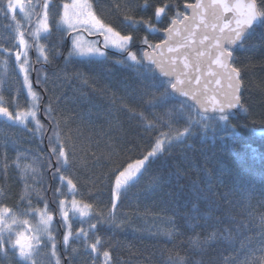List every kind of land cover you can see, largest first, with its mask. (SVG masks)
Listing matches in <instances>:
<instances>
[{"label": "snow or ice", "instance_id": "6c2138e0", "mask_svg": "<svg viewBox=\"0 0 264 264\" xmlns=\"http://www.w3.org/2000/svg\"><path fill=\"white\" fill-rule=\"evenodd\" d=\"M51 2L0 0V12L5 19L10 17L16 33L12 47L0 46V55L14 56V72L18 70L22 76V82L16 81V94L9 98L0 93V118L9 127L19 126L42 139L50 132L47 156H37L33 165H23L21 160L26 157L19 151L15 157L8 155L7 138L0 144V185L4 186L0 196L7 198L12 172L24 185L17 205L9 206L0 200V257L9 264H37L35 254L44 252L48 264H76L84 252L91 264H120L113 252L119 246L116 233L130 224V219L120 213L130 182H138L161 155L190 147L187 142L198 135L223 132L224 136H233L240 127H247L232 122L236 112L251 115V106L244 98V72L249 66L237 61L236 50L245 48L258 26L264 27V0H184L182 5L180 0H113V11L117 17L122 16L119 28L105 17L99 7L102 0H64L62 10L55 15L50 10ZM18 13L30 27L22 26ZM153 34L163 38L154 40ZM53 36L50 44L41 43L42 38L47 41ZM110 49L120 55L116 64L135 69L139 78L152 81L139 91L141 111L127 105L120 108L137 119L149 137L148 148L123 161L114 159L118 145L103 129L95 134L104 139L103 150L89 155L82 143L86 139L89 146L93 144V136L84 135L88 129L83 125L69 127L73 120L60 109L61 97L45 99L49 82L43 74L47 71L45 66L54 69L52 76L56 80L74 79L87 85L90 79L84 72L77 68L69 73L67 66L106 61ZM190 49L194 50V58ZM31 50L36 52L35 61L30 58ZM61 57L64 68L56 63ZM7 63L6 59L5 66ZM37 64L39 68L35 67ZM148 70L152 71L151 77ZM157 73L164 78V84L155 83ZM39 85L43 89L38 90ZM261 91L264 95V89ZM20 92L25 93L23 100ZM173 94L184 100L174 103ZM149 108L160 111L149 112ZM95 147L100 148L99 140ZM37 164L43 170L39 176ZM96 166L106 170L84 175ZM161 179L155 176L153 182ZM85 187L87 191L83 190ZM191 192L193 208L183 218L193 232L181 245L162 250L161 255L167 253L163 264H192L193 252L201 255L196 264H264V211L253 207L250 196L243 198L238 213L229 207L224 216H216L211 209L201 216L198 204L207 197L195 180ZM105 196L107 200L103 199ZM24 201L26 207L21 212L18 209ZM260 204L264 207V201ZM240 216L258 229L254 236L240 239L246 227L238 219ZM225 217L228 223L224 222ZM76 223L80 226L75 227ZM102 227L109 229L111 235L102 234ZM197 227L204 231L195 232ZM156 235L175 239L184 233L176 220L168 217L165 228ZM213 242L233 248L239 243L243 259L237 250L235 255L221 252L218 258L205 260ZM184 243L189 247L181 255Z\"/></svg>", "mask_w": 264, "mask_h": 264}, {"label": "trees", "instance_id": "16d2710c", "mask_svg": "<svg viewBox=\"0 0 264 264\" xmlns=\"http://www.w3.org/2000/svg\"><path fill=\"white\" fill-rule=\"evenodd\" d=\"M193 1L188 0L190 3ZM62 2L64 0H52V11L59 13ZM119 2L122 3L123 0ZM180 3L182 5L184 0H180ZM112 5L113 0H102L99 7L103 10L105 17L111 19L119 28L121 27L119 20L122 16H116ZM17 15L22 26L26 27L23 16ZM139 34L143 35V33ZM15 35V24L10 17L5 19L3 12H0V46L12 47ZM152 38L159 40L162 36L153 34ZM54 39L55 36L47 41L42 38L41 41L50 44ZM119 58V53L109 52V59L103 62L68 65L66 70L69 73L79 68L89 77L90 83L87 85L74 79L56 80L52 76L54 69L51 66H45L47 71L43 74L56 81H53L54 88H48L45 99L48 96L61 97L60 109L73 120L69 127L76 128L77 125H83L88 129L84 135L93 136L92 146L88 145L86 139L82 141L88 154L103 150L104 139L95 135L103 129L118 145L114 159L123 161L128 157H137L140 152L148 148L149 137L139 126V121L132 118L130 113L120 111V108L122 105H127L141 111L139 91L152 81L139 78L140 73L135 69L116 64L114 61ZM236 58L242 65L249 66L244 72V79L247 83L244 98L251 106V115L236 112L232 117V122L247 125V127H240L237 129L238 134L233 136H224L223 132L218 134L209 132L204 137L198 135L187 142L190 147L175 148L171 154L156 158L149 165L143 177L130 185L128 197L120 207V213L130 219V224L123 231L116 233L119 246L113 252L120 264H163L167 253L161 255L162 250L172 249L174 245H181V241L187 240L193 232V227L185 224L183 217L193 208L194 197L191 186L194 180L204 190V195L207 197L201 199L198 204L201 216H204L208 209H211L216 216H224L225 210L229 207L234 213H238L241 211L243 198L247 196L251 197V204L257 211H264V207L260 204L264 201V159L261 158L264 156V95L261 91L264 89V27L258 26L246 42L245 48L236 50ZM6 59L7 66L4 64ZM56 63L61 68L65 67L63 57L59 58ZM36 67L39 68L40 65L37 64ZM14 69L15 57L0 55V93L9 98L16 94V81L22 82V76H19L18 70L14 72ZM147 75L151 77L152 71L148 70ZM155 83L164 84L165 80L156 76ZM39 87L43 89L44 86L39 85ZM160 90L163 91V88ZM19 95L23 100L25 93L20 92ZM171 100L176 104L181 101L175 96H172ZM148 111L159 112L160 109L149 108ZM65 131L67 132V128ZM48 135L50 132L45 133L43 139L39 134L33 136L27 129L19 126L9 127L8 123L0 118V144H3L7 138L10 141L8 155L15 157L19 151L22 156L26 157L21 160L23 165H33L37 156H47ZM221 136L224 138L221 139ZM97 140L100 143L99 149L95 147ZM11 141H14V144ZM2 151L3 149L0 148V152ZM79 154L83 155V153ZM36 167L37 175H42L43 170L39 169L38 164ZM202 169L207 171H202ZM105 170L103 166H96L84 175H92L93 172L99 174ZM47 175L50 176V173ZM155 176L162 178L159 183L153 182ZM45 179L47 180V176ZM3 187L0 185V188ZM8 187L7 198L2 197L1 200L9 206L17 205L20 202L24 185L19 182L15 172L10 173ZM83 190L87 191L88 188L85 187ZM48 196L50 198L51 193ZM103 199L107 200L108 197L105 196ZM26 203V201L20 203L18 210L22 212ZM33 203H36L35 197H33ZM168 217L176 220L184 233L183 236L171 239L156 235L158 230L165 228ZM238 219L246 225L241 232L240 239L245 236H254L258 232V229L250 225L243 216ZM224 222L228 223L227 217L224 218ZM203 223L204 220H201V224ZM203 231L202 227L195 228V232L202 233ZM100 232L105 236L111 235L107 228L102 227ZM188 247V244L184 243L180 254L183 255ZM237 250L240 258L243 259L244 251L239 250V243L233 248L227 243L213 242L207 249V256L204 259L218 258L221 252L225 255H235ZM60 251H63V248L60 247ZM84 256L89 258L87 253L81 252L76 259V264L84 262L86 260L82 259ZM190 259L192 264H196L201 259V255L199 252H193ZM0 264H9V262L0 257ZM12 264H15V261H12Z\"/></svg>", "mask_w": 264, "mask_h": 264}, {"label": "rangeland", "instance_id": "374dc122", "mask_svg": "<svg viewBox=\"0 0 264 264\" xmlns=\"http://www.w3.org/2000/svg\"><path fill=\"white\" fill-rule=\"evenodd\" d=\"M36 2V0H34V3ZM52 9H53V7H51V11H52ZM62 9H60L59 10V12L61 11ZM52 13L55 15V14H57V11H52ZM19 14V13H18ZM24 22H25V24L24 25H27V22L24 20ZM31 26V25H30ZM43 35V34H42ZM41 43H42V41H41ZM110 50H112V51H115L114 49H110ZM30 52H32V53H34V56H33V58L31 57V54H30V58L31 59H36V52L34 51V50H31ZM53 81H55L52 77H50L49 78V82H48V85H47V87L49 88H54V82ZM56 82V81H55ZM38 87V89H41L39 86H37ZM49 88V89H50ZM132 183H134V182H132ZM131 182H130V184H132ZM2 199V196H0V200ZM80 226V224L79 225H75V227H79ZM61 240H62V236H61ZM35 259H36V261H37V264H48V258H47V256L44 254V252H39L38 254H35ZM82 259H86L84 262H81V264H91V262H89L90 261V259L87 257V256H84ZM9 262V261H8ZM11 264H12V262H11Z\"/></svg>", "mask_w": 264, "mask_h": 264}, {"label": "water", "instance_id": "95a60500", "mask_svg": "<svg viewBox=\"0 0 264 264\" xmlns=\"http://www.w3.org/2000/svg\"><path fill=\"white\" fill-rule=\"evenodd\" d=\"M195 2V0L192 2V3H194ZM163 38V37H162ZM195 46H193V48H194ZM190 54L193 56V58H194V56H195V53H194V50H192V49H190ZM33 61H35V59H32ZM157 76L159 77V78H161V79H164L163 77H161V76H159V74L157 73ZM214 86V85H213ZM175 97H177L178 99H182V100H184V98L183 97H179L178 95H176V94H173Z\"/></svg>", "mask_w": 264, "mask_h": 264}]
</instances>
